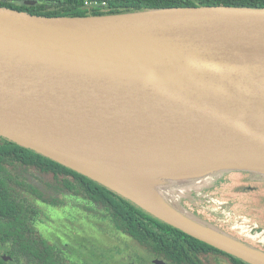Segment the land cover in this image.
I'll use <instances>...</instances> for the list:
<instances>
[{"label":"water","instance_id":"95a60500","mask_svg":"<svg viewBox=\"0 0 264 264\" xmlns=\"http://www.w3.org/2000/svg\"><path fill=\"white\" fill-rule=\"evenodd\" d=\"M0 137L245 264H264V251L178 200L227 173L264 182V8L50 18L0 7ZM102 165L199 170L211 180L174 190L158 174L149 187L159 200L136 198L87 168Z\"/></svg>","mask_w":264,"mask_h":264},{"label":"trees","instance_id":"16d2710c","mask_svg":"<svg viewBox=\"0 0 264 264\" xmlns=\"http://www.w3.org/2000/svg\"><path fill=\"white\" fill-rule=\"evenodd\" d=\"M217 6L264 8V0H0V7L50 18ZM72 196L88 203L100 202L101 214L111 227L129 232L134 248L151 260L196 263L201 247L226 255L90 178L0 137V249L11 258L6 261L0 254V264H65L64 250L52 244L40 226L49 225L46 216L51 210L63 214L65 201Z\"/></svg>","mask_w":264,"mask_h":264},{"label":"rangeland","instance_id":"374dc122","mask_svg":"<svg viewBox=\"0 0 264 264\" xmlns=\"http://www.w3.org/2000/svg\"><path fill=\"white\" fill-rule=\"evenodd\" d=\"M212 183L213 185L205 190L186 193L179 199L177 198L179 203L189 211L197 213L204 220L222 228L230 235L239 237L264 251V243L260 241L261 238H264V234L258 237L255 236V233H250V229L256 224L264 230V182L253 180L248 173L233 172L218 176ZM62 212L63 214L61 211L52 212L51 210L50 214L48 213L49 217L46 216L49 225L40 226V230L47 238L55 241V238L58 237L56 231L60 232L61 235L65 231V235H67L69 232L66 229L69 226L70 231L77 229L81 233L82 238L76 236L83 240L81 244L83 243L84 252L87 254L95 253L97 246L104 247L109 243L107 239L102 238L100 233L97 234L96 230L87 222H77L79 219H76L73 221L77 223L69 224L68 219L72 217L67 218L65 216L67 212ZM249 235L255 237L250 238ZM66 238L68 239V236ZM103 249L109 252L106 247ZM139 252L134 248L132 252L135 257L133 264H146L149 259L148 256L137 254ZM109 254L113 257H119L113 253ZM126 255L124 254V256ZM105 257L109 256H103V259Z\"/></svg>","mask_w":264,"mask_h":264},{"label":"flooded vegetation","instance_id":"af4514ba","mask_svg":"<svg viewBox=\"0 0 264 264\" xmlns=\"http://www.w3.org/2000/svg\"><path fill=\"white\" fill-rule=\"evenodd\" d=\"M65 202L67 203L65 204V211L67 212L65 216L67 218L72 217L68 219L69 224L72 222H87L89 226H92L96 230L97 234L100 233L102 238L107 239L109 242L106 246L104 245V247L97 246L95 253L87 254L84 252L85 249L83 247V243L81 244V241L83 242V240L78 239L79 237L82 238V236L77 229H75V231H70L68 226L66 231L69 233L67 235H65V231L63 232V235L56 231V235L58 237L55 238V241L50 239V242L52 244H58V246L64 250L65 264H133V261L135 260V257L132 255V252L134 251L133 236L123 229L119 230L111 227L107 220L104 219L105 217L101 214V212H103V208L100 202L90 201L88 203L87 201H82L81 199H77L76 197L74 198L73 196L72 199L70 198V200ZM76 219L79 220L77 222L73 221ZM252 232L256 234L255 236L259 237L262 233H264V230L260 226L255 225L250 229V233ZM67 236L68 239L66 238ZM255 236L249 235L248 237L253 238ZM105 247L109 252L103 249ZM200 250H202V252L200 253L199 260L196 261V263H184L182 261L178 264H239L232 262L230 256L227 254H216L214 251L202 247ZM109 253H113L115 256L119 257L110 256ZM0 254L1 256L2 254L6 255L4 250L1 249ZM124 254L127 255L124 256ZM137 254L141 255L143 253L139 252ZM103 256L109 257H105L103 259ZM148 258L149 259L146 264H155V260L161 261L157 258L154 260H151V257ZM161 263L171 264L163 261H161Z\"/></svg>","mask_w":264,"mask_h":264},{"label":"bare ground","instance_id":"6f19581e","mask_svg":"<svg viewBox=\"0 0 264 264\" xmlns=\"http://www.w3.org/2000/svg\"><path fill=\"white\" fill-rule=\"evenodd\" d=\"M148 167V166H145ZM89 168V171L92 173H97L101 171L104 176L109 178V180L114 181L115 184L122 186L127 189L134 197L136 198H149L151 200H159V193L157 190L152 189L150 186H153L155 180H157V175H161L162 182L164 187L168 189H186L182 187L181 182H185L194 187L196 185H202L206 182H210L211 175L210 172L204 171H195L194 173H187L189 171H182L180 173H163L161 168H158V171L143 169L144 167H122L118 165L117 167H112L109 165H102L103 169H93ZM150 168V167H149ZM161 172V173H160ZM165 176V177H164ZM261 242L264 243V238H261Z\"/></svg>","mask_w":264,"mask_h":264},{"label":"built area","instance_id":"2783aa9c","mask_svg":"<svg viewBox=\"0 0 264 264\" xmlns=\"http://www.w3.org/2000/svg\"><path fill=\"white\" fill-rule=\"evenodd\" d=\"M262 234H264V233H262Z\"/></svg>","mask_w":264,"mask_h":264}]
</instances>
